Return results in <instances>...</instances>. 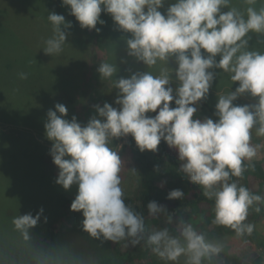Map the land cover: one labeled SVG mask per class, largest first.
<instances>
[{"label": "clouds", "instance_id": "obj_1", "mask_svg": "<svg viewBox=\"0 0 264 264\" xmlns=\"http://www.w3.org/2000/svg\"><path fill=\"white\" fill-rule=\"evenodd\" d=\"M164 2L62 0L81 28L99 32L97 24L105 23L102 11L110 14L119 30L131 34L126 41L128 55L143 62L148 71L116 79L117 66L100 63L102 79L119 90L115 103L120 107L107 102L95 105L99 118L91 117L86 126L75 116L63 118L68 110L61 103L48 110L44 127L52 142L50 155L59 169L55 182L65 190L78 185L70 211L82 212V229L91 238L124 241L125 247L143 244L164 264H222L225 243L208 239L191 222L182 223L175 235L168 227L145 234L143 214L125 202L121 188L124 161L111 145L114 138L130 134L141 152H156L163 140L177 151L180 171L202 188L204 197L214 201L212 224L231 229L238 239L251 237L255 226L248 216L250 210L261 211L264 196L239 184L238 179L249 168L255 169L252 161L260 145L251 143L253 130L264 137V51L250 46L251 34L264 37V7L257 10V0H242L247 5L243 11L229 7L232 0H175L162 14L158 9ZM48 20L53 35L43 51L53 56L63 51L68 35L61 26L72 25L55 12L48 14ZM257 43L264 45V40ZM173 58L175 68L169 66ZM210 69H222L232 82H239L234 91L218 95L215 121L194 118L214 81ZM19 76L28 78L27 73ZM245 93L257 98L256 102L234 105ZM173 101L175 107L170 106ZM184 197L181 189L168 193V199ZM147 211L149 216L164 215L168 224L173 223L165 206L156 201L147 204ZM42 214L43 208L35 215L13 218L20 251L10 255L0 247V264H92L73 245H37L31 230Z\"/></svg>", "mask_w": 264, "mask_h": 264}, {"label": "trees", "instance_id": "obj_2", "mask_svg": "<svg viewBox=\"0 0 264 264\" xmlns=\"http://www.w3.org/2000/svg\"><path fill=\"white\" fill-rule=\"evenodd\" d=\"M167 2L173 3L175 0ZM263 5L264 0H257L254 7L259 10L261 6L264 7ZM167 7L169 6L166 5L164 12L162 11L163 14ZM229 7H236L243 11L247 5L242 0H232ZM158 10L161 11V8ZM227 10V8L222 9V11ZM58 13L64 15L66 21L71 22L70 28L62 29L70 38L68 41L70 49L81 47L77 55L71 56L69 69L66 67V70L59 71L51 63L52 69H43L42 75L35 79H30L31 77L28 76L21 83L15 84L13 93L6 97H0V105L3 108L0 110V247L10 255L18 254L20 241L19 243L17 241L20 238L14 230L13 218L27 213L35 215L43 208L40 222L31 230L37 245L47 247L73 245L80 253L89 258L92 264H164L151 252L150 248L143 244L132 246L129 243L128 247H125L124 241L119 243L107 241L109 245L107 254L100 253V249H98L99 252L95 250L96 246L94 248L84 236L86 232L82 229V212L70 211V204L75 199L78 190H74L73 186L65 190L55 182L59 169L50 155L44 127L48 110H55V104L61 103L68 110L67 115L63 118L71 120L75 116L81 126H86L90 120V117L87 118V116L80 118L75 108L76 101H79L76 100V94L78 96L86 95V92H80L79 89L78 92L73 91L80 87L78 81L82 72L81 66H83V60L80 58L88 59L87 54L95 50L94 43L96 42L99 47L106 50L108 63H114L117 67H121V71H126L117 72L116 79L128 78L132 73L139 70V72H144L143 70L147 69L143 62H138L135 57L128 55L126 41L130 38V33L120 32L110 14L102 11L101 19L106 21L103 25L97 24V28L100 29L97 32L81 28L75 16L70 14V6H62V0H58ZM35 19L39 23V28L41 26L48 27L53 32L49 20L36 18V16ZM2 23L0 21V26L4 24L10 27L8 21ZM251 35L250 46L254 48L258 44L260 36ZM92 43L93 46L90 47ZM31 54L32 52L28 55H24L22 52L4 54L0 67H3V63H5V66L10 68L16 64L31 68ZM37 56L43 63L48 60L45 59L42 51ZM89 58L91 63L95 56L90 55ZM216 58L219 60V55ZM175 67L176 64L172 66V68ZM218 70L222 74H219ZM210 71L214 72V81L211 86L213 89L218 90L221 85H227L228 89L236 88L239 84V82H232L229 74L224 73L222 69H210ZM96 76L102 79L98 71ZM171 86L175 88L177 82L172 81ZM116 90L119 92L118 89ZM16 91L20 92L19 96H16ZM5 92L10 93L7 90ZM98 93L101 94V91ZM244 95L250 97L247 93ZM217 102L218 97L209 92L207 98L199 103L194 118L210 117L214 121L218 119L214 115ZM170 106L175 107L174 101ZM94 111L97 112L95 108ZM155 114L148 113L147 115L155 116ZM90 115L91 111H89ZM251 143L260 145L258 155L252 161L255 164V169L246 170L242 178L238 179V183L248 187L254 193L264 196V137L256 136L255 130H253ZM123 150L128 152L131 157L137 179L136 191L133 194L124 193V199L126 204L136 212L143 214L146 235L153 228L163 227H168L175 235L178 234L180 225L185 222H191L210 240L235 234L229 228L212 224L214 201L204 197L202 188L190 182L187 176L180 171L181 161L178 159V153L166 142L162 140L156 152L150 150L141 152L136 146L134 138L129 134ZM233 179L237 178L233 177ZM162 182L166 183L162 185ZM173 189H181L185 193V197L182 200L168 199V193ZM150 201H156L165 206L167 212L172 216L173 223L168 224L164 215L149 216L147 204ZM259 206L260 212L250 210L248 216V222L254 226L264 218V204ZM201 216L204 217L203 222L200 221ZM44 217H47L46 223ZM255 232L254 230L252 236L247 238L263 247L264 242L258 239ZM12 249L17 250L14 252ZM222 264H264V256L263 252H258L245 259L225 251Z\"/></svg>", "mask_w": 264, "mask_h": 264}, {"label": "rangeland", "instance_id": "obj_3", "mask_svg": "<svg viewBox=\"0 0 264 264\" xmlns=\"http://www.w3.org/2000/svg\"><path fill=\"white\" fill-rule=\"evenodd\" d=\"M167 1L168 0H165L163 7H161L162 14L165 10V6H170L172 4ZM52 12H55L56 14L60 13H58V0H0V21L1 23L8 21V24L10 25V27H7L2 23L3 26H0V65L1 59L4 58V54H8L9 52H22L24 55H28L32 52L30 59L31 68L26 65L21 66L20 64L13 65L12 68H10L5 66V63H3V67H0V97H6L13 93L15 84H19L25 80L20 79V73H27L28 76L31 77L30 79H35L42 75L43 69H52L51 63L55 65L56 70L63 71L66 70V67L69 69L71 56L77 55L78 50L81 47L71 50L70 44H68V41L70 40L68 35L61 53L51 56L43 51V48L46 47L45 41L53 35V32L48 27L41 26V28H39V23L35 19V16L36 18H43L48 21V14ZM62 29H65V27L62 26ZM120 32L123 33L122 30H120ZM260 40H264V37H260ZM91 46H93V43L90 47ZM94 46H96L95 50H92L90 54L89 52L87 54L88 59L85 57L80 58L83 60V66H81L82 72L79 76L80 80L78 81L80 87L73 89L74 92H78V89L80 92H86V95L81 94L78 96V94H76V100L79 101H76L75 108L80 118L84 116H87V118L90 117V119L93 116L98 117V113L94 111V106H103L105 102L111 104L117 109L120 107V105L115 103L118 92L114 87H111V81H105L96 76L100 63L107 62L108 59H106L105 49L99 47L96 42L94 43ZM254 48L264 51V45L259 43L255 45ZM41 51L46 57L45 59H48L46 63H43L40 57L37 56ZM90 55H94L96 59H94V61L92 60V64L90 63ZM173 65H175V61L171 60L169 66L172 67ZM117 68L118 72H126L121 71V67ZM143 71H148V68ZM219 74L222 73L219 71ZM173 81H175V79H173ZM6 90L10 91V93L7 94L5 92ZM234 90L235 88L228 89L227 85L219 86L218 90L210 88V92H212L215 97H218V95L221 94H227L229 91ZM99 91H101V94L98 93ZM16 93V96L20 95L19 91H16ZM256 99L257 98L251 96L247 97L241 95L233 101V104H252L256 102ZM0 110H3L1 105ZM89 111H91L90 116ZM128 136L119 139L114 138L111 146L118 151L124 161V167H122L121 171V188L125 194H133L137 188V179L134 174L135 167L128 152L123 150V146L126 144ZM46 141L47 146L51 148L52 142L48 139ZM72 186L74 190H78V185L74 184ZM255 231V235L258 239L264 242V218L255 224ZM16 235L18 236L19 234L16 233ZM84 236L92 243L94 248L96 246L97 249L95 248V250L98 251V249H100V253L105 254L109 252L107 241L91 238L88 233H85ZM215 240L223 241L226 245L227 252L236 254L245 259L258 252H263L264 256V246L260 247L256 242L247 237L238 239L235 234H232L229 236L218 237ZM19 241L20 240L18 239L17 242L19 243ZM245 241L247 242L245 243ZM16 250L13 251L15 252Z\"/></svg>", "mask_w": 264, "mask_h": 264}]
</instances>
